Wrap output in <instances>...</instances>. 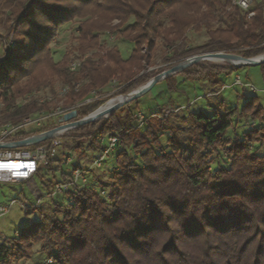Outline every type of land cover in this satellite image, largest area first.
Segmentation results:
<instances>
[{"label":"trees","instance_id":"1","mask_svg":"<svg viewBox=\"0 0 264 264\" xmlns=\"http://www.w3.org/2000/svg\"><path fill=\"white\" fill-rule=\"evenodd\" d=\"M253 9L254 17L247 18L228 0H0V11L15 23L11 41L0 35L3 118L16 122L39 105L47 110L59 102L75 105L92 91L103 95L113 78L120 85L128 84L112 96L128 95L146 81L138 75L157 42L172 51L170 60L197 51L186 49L189 30L204 29L207 34L199 51L237 52L244 58L263 53L264 0L255 1ZM86 11L95 20L90 28L79 27L73 49L86 56L77 59L80 66L71 70L69 55L55 61L49 45L62 24ZM130 18L133 22L125 25ZM113 20L119 22L114 28L117 34L134 46L127 58L117 46H106L91 34L93 29L109 30ZM143 48L147 53H142ZM260 66L264 75V63ZM238 69L197 66L164 81L168 90H173L178 75L204 78L220 88L224 83L219 76ZM56 83L68 88L62 96ZM47 87L51 101L39 104L31 98L20 104L25 106H16L17 100ZM136 100L61 137L70 144L62 143V148L74 149L79 158L87 150L99 153L100 140L107 135L121 138L119 150L112 154L116 167L110 178L111 203L99 197L97 186L87 183L65 193L67 202H51L50 216L41 206L33 208L37 220L0 243V264L30 259L34 245L49 256L54 254V264H264V153L250 149L254 144L264 148V108L257 96L242 107H227L226 115L190 112L178 119L187 124L185 132L177 131L171 120L155 126L144 122L145 137L137 127L138 111L132 107ZM103 103L101 99L81 106L72 121ZM108 106L115 105L104 107ZM249 116L258 123L230 141L232 119ZM161 131L169 133L166 148L160 143ZM182 144L189 150L184 152ZM62 158L39 168L36 179L46 195L70 172L62 169Z\"/></svg>","mask_w":264,"mask_h":264},{"label":"rangeland","instance_id":"2","mask_svg":"<svg viewBox=\"0 0 264 264\" xmlns=\"http://www.w3.org/2000/svg\"><path fill=\"white\" fill-rule=\"evenodd\" d=\"M98 1L102 2V0ZM255 1L258 0H254V3ZM93 20H95V17L91 16L90 14H88V11H86L85 15H81V17H75L73 18V20L65 22L55 31V34L52 37L51 43L49 45L51 55L55 61H60L66 53L69 55L68 63H71L72 61H75L77 59H83V57L86 56H79L73 49L78 45V39L80 36L79 27L87 26L90 28V24ZM132 22L133 18H130L125 25H128ZM118 23L119 22L117 20H113L108 24L110 27L109 30L93 29L91 34L98 36L100 42L106 46H117L121 56L123 58H127L134 46L132 43L122 39L114 30L115 26H117ZM8 28L9 31H7ZM13 28H15V23H13L12 21L10 22V20L6 18L4 14L0 15V35L4 36V41L12 40L14 35ZM206 40L207 34L204 29L198 32L189 30L186 35L185 41L186 49L192 48L196 49L197 51L190 53L188 56L177 58L174 60H170V57H172L173 55L172 51L163 47L159 42H157L156 49L151 54H148V59L146 60L144 68L139 73L138 77L145 78L146 81L143 83L145 84L151 78L159 75L164 71L169 70L173 66H176L187 59L202 56L205 54L219 53L206 52L204 50L199 51L198 49L203 46ZM142 53H147L145 48L142 49ZM227 54H233L238 57H243L242 54L237 52ZM263 54L264 52L249 58H256ZM229 65H233V63L223 60H204L194 63L193 66H191L190 68H185L186 70H184H194L197 66H199L207 68V70L218 71V69H225V67H228ZM173 75L169 77H172ZM236 76H239L242 82L248 83L250 86L254 87L256 89V92L251 91L248 87L235 85L233 88L224 89L222 91V94L217 97L203 98L202 96L208 91H216L217 89H219V87L214 86L204 78L188 80L187 78H184V76L178 75L174 79L173 90H168L166 88L164 80L167 78L162 79L154 83L142 96L137 98V100L135 99L136 102L132 107L134 108V111L136 110L138 112H142L146 116V122H149V124H151L152 126L159 125L163 121L171 120L176 130L182 132H185V130L187 129V124L178 121V119L182 116H186L190 112H202L205 114H211L214 111H219L221 115H226L227 107H242L246 100L254 95L257 96L259 103L264 108V75L262 72V67L260 65L240 66V69L232 72L231 75H221L219 76V78H222L223 83L228 85L236 80ZM127 84L128 83H121V88L125 87ZM142 85L133 88L127 94L132 93ZM55 88L57 90V93H61V91H63L61 85L57 83L55 85ZM111 90L112 89L108 90L106 87L103 89V91L107 93L106 96L102 97L104 103L109 100L118 98L117 96H112L113 94H109ZM40 92H42V94H48V87L40 90ZM197 97L201 98L194 101L195 99H197ZM20 100L21 99L17 100V102L19 103ZM191 101L194 102L190 104ZM59 104L62 103H55L51 106L53 107ZM168 111L173 112L167 115ZM232 120L233 126L227 132V137L230 141L242 136L245 131L258 123L257 120H254L250 116L247 118L235 117ZM252 122H254V124ZM137 127L141 129V136L145 137L144 123L142 125L137 123ZM168 137L169 133L167 131L160 132V143L163 148L167 147ZM62 143L70 146V144H67L65 140L62 141ZM181 147L184 152L189 150L188 148H186L185 144H182ZM250 149L251 151L256 152L258 155H262L264 153V148H260L257 144H254L252 147H250ZM129 152L137 162H140L136 154L131 149L129 150ZM99 153L92 154L87 150L85 156L79 158L77 152L74 149H68L67 147V149H60L57 155V159H60L62 157L64 158V160H62V169L67 172L71 171L70 169L74 164H77L82 169H85L87 173L86 184L88 183L89 185L97 186L98 190L100 187H105L107 190L106 196L105 198L101 199L110 204L113 191L110 178L112 170H114L116 167L114 161L115 155H111L104 159L100 167H95L92 162L99 155ZM224 157L226 161L230 160V157L228 155L224 154ZM222 162L225 163L224 160ZM214 167L215 164L213 163L212 169ZM57 168L59 167L56 166L55 170L58 174ZM35 182L36 187L39 188L41 192L36 190L34 194H32L30 188L27 185H10L0 183V205H10V203L14 201V203L11 204L9 211L6 214L0 216V243L3 242L6 237L15 236L21 228L37 220L38 214L34 211L33 208L41 206L50 216L52 213L51 202L59 201L65 203L69 199V197H67L66 195L49 197L48 195H46L45 190L43 188H40V180L35 179ZM76 186H83L81 180L77 182L75 187ZM75 187H71L70 190L74 189ZM53 255H47L46 253H44V251L41 250L39 245H34L31 258L21 260L18 264H54ZM48 259H52L53 262L48 263Z\"/></svg>","mask_w":264,"mask_h":264},{"label":"built area","instance_id":"3","mask_svg":"<svg viewBox=\"0 0 264 264\" xmlns=\"http://www.w3.org/2000/svg\"><path fill=\"white\" fill-rule=\"evenodd\" d=\"M230 7H238L243 11L247 18H253L255 15L254 11V0H228ZM220 53V52H219ZM223 53V52H221ZM80 66V61L75 60L69 63V68L71 70H76ZM236 80L232 85H223L216 91H208L204 94L203 98H212L221 95L222 91L229 87H234L235 85L248 87L251 91L256 92V89L250 86L248 83L241 81L239 76L235 77ZM106 88L112 89L109 93L114 94L121 89V85L117 78L110 80ZM67 87L63 88L59 96H62L67 91ZM107 93L104 91L103 95H99L96 91H92L85 99L81 102L72 105H56L51 106L49 109L45 110L39 105L38 108L27 112L18 121L14 122L10 118H3L6 111V105L0 101V183L10 184V185H27L32 194L36 190L40 191L36 187V175L39 168L45 167L49 162L57 159V155L62 148L63 135H67L69 131H60L55 134L50 135L43 141L27 144V145H17L16 142L36 140L41 137V135L53 128L61 125L60 119L67 113L71 111H76L81 107L91 104L95 101L101 100L103 96ZM34 98L41 104L45 101H51L52 95L42 94L40 91H32L28 94L25 99L20 100L18 103L19 107L25 106L24 104L27 100ZM197 97L194 101L200 99ZM194 101H191L192 104ZM173 112V111H172ZM167 112V115L172 113ZM138 123L142 125L146 122V116L142 112L137 113ZM254 124V122H252ZM45 141H49L50 144H45ZM121 138L117 135H107L100 140L101 151L99 155L93 160L92 164L95 167H100L107 157L119 150ZM6 166V167H5ZM86 171L82 168L72 169L64 180L56 181L50 192L49 197L61 196L67 193L71 187H75L77 182L81 180L82 184L85 185L87 182ZM106 188L100 187L98 194L100 198H105ZM42 194V193H41ZM10 205H0V216L6 214L9 211ZM48 263H52V259L47 260Z\"/></svg>","mask_w":264,"mask_h":264},{"label":"water","instance_id":"4","mask_svg":"<svg viewBox=\"0 0 264 264\" xmlns=\"http://www.w3.org/2000/svg\"><path fill=\"white\" fill-rule=\"evenodd\" d=\"M217 53L214 54H205L202 56H197V57H193L190 59H187L181 63H179L176 66H173L172 68H170L167 71H164L162 73H160L159 75L151 78L148 82H146L144 85H142L141 87H139L137 90L133 91L132 93L122 96V97H118L121 99L120 103L117 104V106L108 114V115H103L102 113V108L109 103L111 100L103 103L100 107H98L96 110H94L93 112H91L90 114H88L86 117L78 119L76 121H72L73 119H75L77 117V112L76 111H71L67 114H65L61 119H60V123L61 125H59L56 128H53L51 130H48L46 132H44L40 138L36 139V140H27V141H19L16 142L17 145H27V144H31V143H35V142H39V141H43L45 140L47 137H49L52 134H55L57 132L60 131H70L76 128H79L83 125L92 123V122H96L102 118H107L108 116H110L117 108H119L120 106L135 100L137 98H139L140 96H142L154 83L165 79L173 74H176L178 72L183 71L185 68H187L188 66L200 62V61H204V60H211V61H228L229 60L225 59V57H229L230 60H236L239 62V65H235L237 67L240 66H252V65H261L264 63V54L261 55L262 57L259 59H254V58H244V57H238L236 55L233 54H227V53H219V56H216ZM212 56H216V57H212ZM225 56V57H224ZM260 57V56H259ZM72 121V122H71Z\"/></svg>","mask_w":264,"mask_h":264},{"label":"bare ground","instance_id":"5","mask_svg":"<svg viewBox=\"0 0 264 264\" xmlns=\"http://www.w3.org/2000/svg\"><path fill=\"white\" fill-rule=\"evenodd\" d=\"M217 57L219 56V53H217V55H216ZM216 56H212V57H216ZM225 57V56H224ZM262 56H258V57H256V58H254V59H259V58H261ZM225 59H227V60H229L230 62H232L233 63V65L235 64V65H239V62L238 61H236V60H230V58L227 56V57H225ZM121 101V100H120ZM120 101H111V102H109V103H107L106 105H110V104H114L115 106H112V107H103L102 108V113H103V115H108L116 106H117V104L118 103H120ZM105 105V106H106Z\"/></svg>","mask_w":264,"mask_h":264},{"label":"crops","instance_id":"6","mask_svg":"<svg viewBox=\"0 0 264 264\" xmlns=\"http://www.w3.org/2000/svg\"><path fill=\"white\" fill-rule=\"evenodd\" d=\"M3 13L5 14V12L0 11V15H2ZM224 85H227V84L224 83ZM229 85H232V83H231V84H228V86H229ZM229 88H233V87H229ZM226 89H227V88H226ZM221 94H222V93H221Z\"/></svg>","mask_w":264,"mask_h":264},{"label":"snow or ice","instance_id":"7","mask_svg":"<svg viewBox=\"0 0 264 264\" xmlns=\"http://www.w3.org/2000/svg\"><path fill=\"white\" fill-rule=\"evenodd\" d=\"M6 167V166H5Z\"/></svg>","mask_w":264,"mask_h":264}]
</instances>
